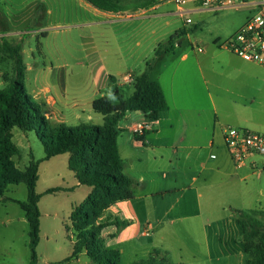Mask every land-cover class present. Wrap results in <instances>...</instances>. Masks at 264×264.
Listing matches in <instances>:
<instances>
[{
    "label": "crops",
    "instance_id": "crops-1",
    "mask_svg": "<svg viewBox=\"0 0 264 264\" xmlns=\"http://www.w3.org/2000/svg\"><path fill=\"white\" fill-rule=\"evenodd\" d=\"M81 1L104 26L143 21L150 14L144 15V10L136 14L105 12ZM189 36L190 32L184 37ZM228 38H215L216 49H202L206 59L198 61L196 68L204 79V90L192 81L187 69L163 66L157 72V65L167 53L156 57L162 43L154 48L156 58L149 77L162 85L169 109L147 129L144 139L150 142L149 146L143 145L133 130L135 125L148 122L142 112H128L120 122L118 143L125 173L138 186L133 199L117 203L106 213L129 221L122 234L106 239L109 247L126 242L142 244L144 238V261L158 249L167 252L175 264H246L243 226L234 210H261L256 205L248 208L246 184L252 176L261 179L264 172L235 166L223 130L226 126L250 129L253 125L255 112L264 99V67L222 48ZM118 59L124 61L122 55ZM188 59V54L183 55L184 62ZM135 75L140 74L130 70L122 83L111 85L119 88L132 84L134 92ZM65 81V71L60 68L52 81L47 80L35 92V100L44 105L45 116L53 124H65L69 121L67 113L71 112L73 120L80 123L102 124L104 116L94 111L93 102L102 96L117 102L114 91L108 95L98 90L87 101L76 98L71 102ZM85 112L88 117L83 121ZM125 120L129 124L123 126ZM256 160L264 165V158ZM74 186L82 187L76 178ZM255 192L263 194L257 186L251 188V196Z\"/></svg>",
    "mask_w": 264,
    "mask_h": 264
},
{
    "label": "rangeland",
    "instance_id": "rangeland-1",
    "mask_svg": "<svg viewBox=\"0 0 264 264\" xmlns=\"http://www.w3.org/2000/svg\"><path fill=\"white\" fill-rule=\"evenodd\" d=\"M113 2L121 14H136L140 10H144V15L150 14L144 16L143 21L132 20L104 26L81 0H0V91L7 84L4 76L12 77L14 67L4 44L11 45L7 47L13 53L23 56L27 66L26 89L34 100L35 92L47 80L52 81L53 75L63 68L71 102L76 98L87 101L98 90L108 95L113 93L110 75L120 84L123 76L130 70L143 73L146 63L156 58L154 48L158 44L167 43L184 26V20L176 14L175 6L167 0ZM157 5L159 7L155 10L150 9ZM249 16L250 11L247 9L195 13V25L186 26L189 27L186 29L190 36L182 37L177 42L181 47L167 53L164 61L157 65L156 71L163 66H168V69H187L192 74V81L204 90L206 85L196 63L205 62L206 54L197 52L196 49H216L215 38H228ZM185 54L189 55L186 62L182 60ZM120 55L124 61L118 59ZM52 67L54 71H51ZM119 89L127 98L133 92V85L119 86ZM262 100L255 112L254 123L249 128L264 134V99ZM71 114L67 113L69 121L65 125H81V121L73 120ZM82 117L86 121L88 113H82ZM127 124L129 123L125 120L123 126ZM10 135L20 151L14 160L21 170H25L33 158H44V146L35 131L24 132L14 128ZM68 159L69 155L64 154L40 163L37 191L42 196L39 203L42 217L36 264H94L85 253L68 260L76 239L70 221L72 210L91 192L88 186L80 189L73 187L75 178L68 167ZM126 175L130 177L129 173ZM67 186L68 189L65 188ZM255 186L262 189L263 194L255 192L251 196V188ZM53 188L61 190L48 193ZM27 196V186L23 183L10 185L5 195L0 196V264H31L29 224L24 211L15 202H24ZM246 200L248 208L258 206L264 210V175L261 179L256 176L249 179L246 184ZM107 217L109 216L105 214L103 219L106 220ZM261 219L264 221V218ZM120 234L122 232H118L116 228L108 227L104 232V239H113ZM142 241V244L126 242L116 247L122 253L121 264L144 261V238Z\"/></svg>",
    "mask_w": 264,
    "mask_h": 264
},
{
    "label": "trees",
    "instance_id": "trees-1",
    "mask_svg": "<svg viewBox=\"0 0 264 264\" xmlns=\"http://www.w3.org/2000/svg\"><path fill=\"white\" fill-rule=\"evenodd\" d=\"M84 1L105 12H118L113 0ZM188 34L184 27L176 31L167 43L158 47L156 57L175 51L176 43ZM4 46L14 67L12 77L4 76L7 84L0 91V196L5 195L10 185L23 183L27 186V200L15 202L24 211L29 224L31 264L37 263L36 249L41 240L42 214L39 203L42 196L37 191L40 163L64 154L69 155L68 167L79 185L91 188V192L72 210L70 216L76 239L68 260L85 253L94 264H121V252L107 245L104 232L108 227L121 232L129 226V221L111 217L104 220L103 217L117 203L133 199L138 186V182L125 173L126 164L120 155L118 143L122 132L120 122L128 112H142L148 122L156 121L162 112L169 109L162 85L149 77L155 58L147 62L142 74L133 77L134 92L131 96L125 98L115 85L117 102L108 96L99 97L93 102L94 111L104 116L102 124L81 123L68 127L53 124L45 116L42 110L44 105L27 92V66L23 56L13 53L8 48L11 45ZM110 80L115 83L114 76H110ZM14 128L24 132L35 131L44 146V158H33L25 170H21L14 160L20 153L10 135ZM59 190L61 188H53L48 193ZM234 213L243 226L246 264H264V221L261 219L264 218V210H234ZM133 264L175 263L167 252L157 249L147 260Z\"/></svg>",
    "mask_w": 264,
    "mask_h": 264
},
{
    "label": "built area",
    "instance_id": "built-area-1",
    "mask_svg": "<svg viewBox=\"0 0 264 264\" xmlns=\"http://www.w3.org/2000/svg\"><path fill=\"white\" fill-rule=\"evenodd\" d=\"M172 3L177 15L184 20L185 26H193V15L199 12H221L224 10L247 9L250 16L245 24L221 47L232 52L243 60L264 67V0H167ZM178 47L179 44L176 43ZM202 52V48L196 49ZM153 121L137 124L134 133L142 144L149 146L144 139L147 129ZM224 140L236 167H250L254 172H264V165L256 159L264 158V134L247 128L226 126L223 130Z\"/></svg>",
    "mask_w": 264,
    "mask_h": 264
}]
</instances>
